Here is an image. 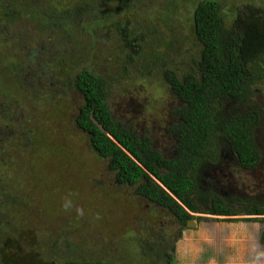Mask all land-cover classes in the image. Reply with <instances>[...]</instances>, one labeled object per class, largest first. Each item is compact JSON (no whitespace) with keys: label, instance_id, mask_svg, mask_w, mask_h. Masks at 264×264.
<instances>
[{"label":"trees","instance_id":"obj_1","mask_svg":"<svg viewBox=\"0 0 264 264\" xmlns=\"http://www.w3.org/2000/svg\"><path fill=\"white\" fill-rule=\"evenodd\" d=\"M135 1L138 0H62L64 4L59 9L55 7L37 12L28 7L32 0L21 2V5L27 3L25 7L29 13L32 12V18L43 17L46 28L53 26L51 29L57 39L64 29L80 27L81 35L96 41L91 48L99 52L92 60L79 43V54H84L87 69L82 68L77 73L82 83H77L75 87L82 98L77 104L76 114L70 116V120L66 118L67 125L77 128L88 140L89 151L96 156L92 155L96 161L92 162L94 170H98V166L105 168L117 185L130 187L134 194L174 217L180 234L187 228L188 220L203 219L194 215L198 213L224 217L221 219L224 221L239 220L233 216L255 215L260 218L244 220L263 221L264 198L259 201L242 200L222 195L211 188L204 191L201 179L209 165L218 166L221 151L232 154L236 171L254 169L263 157L255 132L264 121V113L261 107L255 105L253 98L258 93L262 95L264 87V7L250 3L228 6L220 0H197L187 17L195 42H190L184 53L176 36L168 39L167 35H157V30L153 36L154 45L148 48L144 45L151 38L147 37L148 31L134 28L131 21L123 25L112 21L114 8H107L108 3L115 2L123 14L135 10ZM189 2L192 4V0ZM12 4L20 5V0H1L7 19L3 26L1 24V31H5L17 14L26 16L23 6L17 9ZM168 10L169 6L166 7ZM162 21L166 25L167 14ZM42 32L45 33V30ZM74 38L72 33L68 41ZM196 44L197 55L187 59L188 52H194ZM61 47L64 48V45ZM62 52L73 61V69L82 65L75 59L78 51ZM4 61H0V166L3 169L7 166L12 168L9 154L13 149L18 152L17 155L27 157V160L17 162L16 171L22 172V178L19 176L18 179L23 185L28 184V188L35 192L37 188L33 186L37 184V179L27 172L31 171L29 162L39 154L35 149L43 146V139L50 138L53 133L49 130L41 140L40 136L35 138L36 134H32V129L27 127L20 129L13 123L8 127L3 125L16 113L15 103L9 101L7 84L12 81L20 88L31 84L30 81L26 86V81L21 80V71L3 64ZM41 78V72L37 71L35 79ZM127 78L133 83L144 81L148 85L156 84L170 90L175 105L171 111L173 119L166 130L174 138L172 156H166L159 150L150 135L136 132L113 114L110 106L113 87ZM65 82L70 85L72 80L66 78ZM3 88L7 90L4 93ZM45 129L39 128V133ZM18 134H21L20 138H17ZM56 149L66 150V145L59 144ZM46 155L50 158V152ZM88 157L84 158L85 162ZM79 162L78 159L74 166L75 157L71 156L69 166L66 165L71 175L68 178L62 176L66 172L59 177L55 172L57 163L53 166L58 180L64 183L56 186L59 194H85L81 182L75 179ZM1 168L0 230L3 231L5 222L2 212L18 203L21 195L11 190V178L2 173ZM81 197L83 202L93 205L98 198L97 194ZM65 202L61 203V207ZM72 225L75 223L67 221L61 228H49L43 234H35L27 253L33 252V256L29 254L30 261H37L38 264L97 263L95 259L100 253H80L79 245L70 235L72 229L76 230ZM160 229L163 232H153L152 239L144 241L147 250L133 256L132 262L142 257V263H135L146 264L145 255L151 256L150 251L156 249L157 256L164 260L162 264H173L175 246L173 243L171 246L169 243L164 245L165 228ZM261 242L264 244V232ZM38 250L42 252L41 258H37ZM102 258L97 264H114L113 257L111 260ZM122 260L132 264L130 254Z\"/></svg>","mask_w":264,"mask_h":264},{"label":"rangeland","instance_id":"obj_2","mask_svg":"<svg viewBox=\"0 0 264 264\" xmlns=\"http://www.w3.org/2000/svg\"><path fill=\"white\" fill-rule=\"evenodd\" d=\"M22 1L20 0V5H12L17 9L23 6L26 16L17 14L18 16L9 23L5 31H1L7 19L4 17L0 0V61L6 60L3 64L18 68L21 71V80L26 81V86L31 81L32 86L20 88L10 81L7 84L9 91L3 88L2 93L7 91L9 101L15 103L16 111L13 118L6 120L3 125L8 127L13 123L19 125L20 129L27 127L32 129V134H36L35 138L40 136L41 140L50 131L53 134L50 138L48 136V139H43V146L35 149L39 154L29 162L31 171L27 172L34 174L37 179V184L33 186L37 188L35 192L28 188V184L23 185L18 179L19 176L22 178L23 174L21 171H16L17 162H23L27 157L17 155L18 152L13 149L9 154L12 168L7 166L3 169L0 166L1 172L11 178V190L21 195L18 203L2 212L5 227L3 231L0 230V264H38L37 261L33 263L30 261L29 254L33 256V252L27 254L31 249L29 247L32 245V237L35 234L45 233L49 228H61L67 221L75 223L72 226L76 230L72 229L70 235L79 245L80 253L91 251L100 253L99 258L95 259L97 263L102 257L107 260L113 257L114 264H129L127 260H122L129 254L132 264H137L135 263L137 261L142 263V257L133 262L132 257L138 255L141 250H147L144 241L152 239V233L156 234L164 227V245L169 243L171 246L173 243L175 246L173 264H247L249 252L243 250L240 244L249 242L251 233L256 232L257 235V232L264 227V220L244 219L260 217L239 215L232 217L239 220L224 221L221 217L198 213L194 215L203 219L193 220L196 226L187 227L180 234L174 217L134 194L130 187L117 185L112 175L106 173L105 168L98 166L99 169L94 170L92 162H96L94 158L96 156L89 151L88 140L77 128L67 125V122L70 116L76 114L77 104L82 98L75 87L77 83H82V78H78L77 73L82 68L87 69L84 54H79V43L83 45L84 53L92 60L99 52L91 48L95 40L81 35L80 27L64 29L60 35L58 34L57 39L51 29L53 26L50 29L44 26L43 17L32 18V12L37 10L47 11L55 7L59 9V6L64 4L62 0H32V4L28 7L34 9L30 13L25 7L27 3L21 5ZM189 1L178 0L175 3L173 0H138L135 1V10L123 14L115 2L106 6L114 8L112 21L115 20L121 25L131 21L134 28L148 31L147 37L151 38L145 42L146 47L150 48L152 44L154 45L153 36L158 30L159 36L164 34L168 39L176 36L181 52L186 53L190 42H195L193 32L190 33L192 27L187 17L197 0H192V4ZM220 2L228 6L250 3L264 7V0H220ZM167 6H169L168 12ZM165 14L168 16L166 25L162 21ZM42 30H45V33ZM72 33L75 34V38L68 41V36L71 37ZM62 45L64 48L61 47ZM99 48L98 46L97 49ZM197 49L196 44L194 52H188L187 59L196 56ZM64 50L67 54L68 51L69 53L73 50L78 51L75 59L81 61L82 65L73 69L71 66L73 61L62 52ZM174 57L179 56L174 55ZM37 71L42 75L39 80L35 79ZM66 78L72 80L70 85L65 82ZM262 90L263 94H256L253 102L261 107L264 113V87ZM172 99L170 90L165 87L148 85L144 81L133 83L127 78L126 81L119 82L113 87L110 106L117 118L123 120L136 132L150 135L153 144L159 150L166 156H172L174 138L166 130L173 119L171 111L175 101ZM44 127L47 130L40 134L39 128L44 129ZM255 133L256 141L263 153L258 165L254 169L234 171L232 175L222 171L225 176L218 173L213 180H210L212 183L209 188L242 200L259 201L264 198V121ZM20 136L21 134H18L17 138ZM13 141L16 140L11 142ZM59 144L66 145V150L56 149ZM17 150L19 151L18 148ZM70 150L74 152L70 153ZM47 152H50V158L46 155ZM71 156L75 157L74 166L77 165L78 159L80 160L75 179L81 182V189L86 191L85 194L78 196L59 194L56 190V186L64 183L60 182L61 179L58 180L53 166L57 163L58 168L55 172L59 177L65 172L63 177H71L66 166H69L68 161ZM87 156H89L88 161L85 162L84 158ZM226 160L227 165L232 163L229 158ZM232 166L237 169L236 163ZM88 194L89 196L97 194L98 198L94 205L87 201L83 202L81 196ZM66 200H71L73 205L68 210L62 208L64 203L61 207V203ZM77 208L83 209V215L77 212ZM71 215L73 216L70 217ZM150 253L151 256L146 254L144 257L146 264L163 263L164 260L157 256L156 249ZM41 254L42 252L38 250L37 258H41ZM89 263L91 262L82 264Z\"/></svg>","mask_w":264,"mask_h":264},{"label":"flooded vegetation","instance_id":"obj_3","mask_svg":"<svg viewBox=\"0 0 264 264\" xmlns=\"http://www.w3.org/2000/svg\"><path fill=\"white\" fill-rule=\"evenodd\" d=\"M224 154H226V155H224ZM226 158H229L232 161V163H229L227 165L226 164L227 163L226 162L227 161ZM232 165H235V161H234V158H233L232 154L229 153V152L221 151V156L219 158V164H218V166L213 167V165H209L208 166V169L203 174V178L201 179V182L203 184V186L201 185V187L203 188V190L206 191V190L210 189L209 188V185H211V183H212V181H210V180L211 179L213 180L218 173H220L221 176H225L222 173V171H223L225 174L230 173V175H232L233 172L236 171L235 168H234V166H232ZM236 172H239V171H236ZM232 184H234V183H232ZM219 193L222 194V195H226L225 192H221L220 191ZM263 232H264V230L262 231V233ZM262 233H261V235H262ZM260 240H261V237H260Z\"/></svg>","mask_w":264,"mask_h":264},{"label":"crops","instance_id":"obj_4","mask_svg":"<svg viewBox=\"0 0 264 264\" xmlns=\"http://www.w3.org/2000/svg\"><path fill=\"white\" fill-rule=\"evenodd\" d=\"M264 230V227L257 232V235L254 233H251L249 237V242H243L240 244L242 246V249L245 251H248L249 253L246 260L249 262L247 264H264V246L261 245L258 241V236L259 238L261 237V233ZM261 241V240H260ZM263 244V243H262ZM241 249V251H242ZM232 262H234L232 260Z\"/></svg>","mask_w":264,"mask_h":264},{"label":"clouds","instance_id":"obj_5","mask_svg":"<svg viewBox=\"0 0 264 264\" xmlns=\"http://www.w3.org/2000/svg\"><path fill=\"white\" fill-rule=\"evenodd\" d=\"M72 201L71 200H66V202L63 204V207L65 208V210H68L70 208H72ZM77 212L80 214V215H83V209H80V208H77ZM207 215V214H206ZM253 217H260V216H255V215H251ZM215 217H220V216H215ZM264 217V216H262ZM221 218H224V217H221Z\"/></svg>","mask_w":264,"mask_h":264},{"label":"water","instance_id":"obj_6","mask_svg":"<svg viewBox=\"0 0 264 264\" xmlns=\"http://www.w3.org/2000/svg\"><path fill=\"white\" fill-rule=\"evenodd\" d=\"M186 225H187V227H190V228H194L196 226V224L194 223V221L191 220V219L187 221ZM257 239H258L259 243L264 246V244H262V242L260 241L259 236H258Z\"/></svg>","mask_w":264,"mask_h":264}]
</instances>
